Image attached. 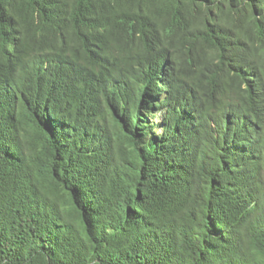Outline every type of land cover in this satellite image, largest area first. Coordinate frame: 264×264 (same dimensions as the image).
I'll list each match as a JSON object with an SVG mask.
<instances>
[{
  "label": "trees",
  "instance_id": "16d2710c",
  "mask_svg": "<svg viewBox=\"0 0 264 264\" xmlns=\"http://www.w3.org/2000/svg\"><path fill=\"white\" fill-rule=\"evenodd\" d=\"M0 264H264V0H0Z\"/></svg>",
  "mask_w": 264,
  "mask_h": 264
}]
</instances>
